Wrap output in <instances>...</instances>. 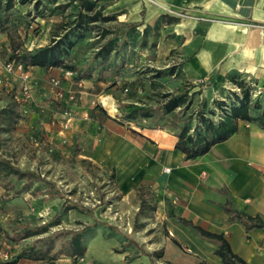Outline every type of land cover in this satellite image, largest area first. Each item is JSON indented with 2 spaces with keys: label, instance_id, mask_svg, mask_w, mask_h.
<instances>
[{
  "label": "crops",
  "instance_id": "1",
  "mask_svg": "<svg viewBox=\"0 0 264 264\" xmlns=\"http://www.w3.org/2000/svg\"><path fill=\"white\" fill-rule=\"evenodd\" d=\"M92 1L97 8L104 7V15L116 18L103 23L113 33L104 37L95 31L80 52L76 49L90 75L66 77L62 67H29L33 98L22 100L21 79L13 78L14 104L0 102V134L11 131L18 136H36L40 146L53 144L62 154L86 159L90 163L84 162L96 166L123 198L137 195L136 189L144 186L155 208L167 214L165 218L173 219L169 216L173 212L206 230L223 233L233 251L248 264H264V228L247 230L237 219L229 220L220 205L227 196L219 190L227 188L240 210L264 217V127L239 120L238 131L230 138L216 143L204 155L187 158L176 148L181 126L171 118L155 115L123 121L115 116L120 102L142 99L152 104L159 93H178L191 84H196L193 90L206 84L208 90H223L226 95L229 89H236L234 80L245 79L256 90L261 89L264 97V0ZM26 4L30 7L31 0L16 3ZM31 35L30 48L48 43V38ZM112 37L117 46L97 58L95 53ZM172 66L176 69L170 72ZM158 70L163 73L155 76ZM52 77H61V87L66 93H76V99H57ZM139 83H145L144 88H139ZM136 89L138 94L134 95ZM148 90L155 98L139 95ZM65 109L72 111L68 129L61 125ZM13 179L20 183H10ZM39 182L10 176L0 182V196L33 198V186ZM56 198L51 199L59 202ZM173 221L168 235L158 231L159 238L150 237V233L138 241L148 252L163 251L154 260L141 250L131 255L130 247L121 246L125 241L117 242V232L98 224L84 264H224L214 253L213 242ZM66 259L69 264L79 263L73 257ZM23 260L31 259L16 264Z\"/></svg>",
  "mask_w": 264,
  "mask_h": 264
},
{
  "label": "trees",
  "instance_id": "2",
  "mask_svg": "<svg viewBox=\"0 0 264 264\" xmlns=\"http://www.w3.org/2000/svg\"><path fill=\"white\" fill-rule=\"evenodd\" d=\"M27 1L29 0H19L20 3ZM77 1L79 5L75 18L70 23L63 21L61 31L52 32L47 44L30 48L24 43H15L12 39L9 60L22 63L26 69L31 66H41L45 69L62 67L75 70L81 76L90 75L89 71L82 67V62L75 49L79 42L87 39L92 32L96 31L104 37L113 33L114 31L104 27L103 23L116 17L114 15H104V7L101 5L97 8L96 1ZM36 6H39V3ZM15 7L16 0L0 2V29H4L6 20L4 13L11 12ZM61 8H64V6ZM7 16H9V19L11 18L10 15ZM38 24V15H36L30 21L27 29H32V31L36 32L37 28H39ZM136 26L137 24L133 25V27ZM117 43L115 37L108 39L95 53V56L98 58L108 55L117 46ZM175 69V66L169 68L170 72L175 71ZM162 73L163 70H158L155 76H160ZM234 83L236 89H229L224 97L213 99V108L210 111L204 109L203 106L205 105L201 109L193 106V97L197 91L193 90L196 84H191L187 89L178 93H159L158 99L152 104L142 99L137 100V102H120L118 106L120 119L123 121H136L155 115H165L171 118L181 126L176 148L184 152L187 158H195L204 155L216 143L225 141L235 134L239 129V120L255 122L264 127V97L261 95L263 93H258L254 85L245 79H236ZM135 86L137 87L138 85ZM135 86L134 88H136ZM133 94L137 95L138 90H134ZM0 130H3L2 127H0ZM84 161L87 160L85 159ZM10 176H16L18 179L25 178L28 182H33L34 180L45 182L54 191L53 197L63 198V203L54 217L41 225L24 223L19 219H9L4 223L0 222V232H3L5 236L17 244L30 237L39 236L33 241H26L20 247L14 246L12 250H9V259L5 264H16L21 259L39 260L43 261L44 264H58L57 260L61 255H67L79 260L81 257H85L88 242L95 233L96 225L100 224L111 231L120 232L119 227L116 225L109 221H101L95 215L93 208L79 201H74L68 195L60 192L41 173L33 169H23L0 152V182ZM219 190L227 196V201L220 205L227 213L229 220L237 219L245 225L247 230L256 227L264 228V217L261 214L250 215L240 210L235 206L231 193L227 188H220ZM136 194L140 200V212L144 213L150 193L146 187L140 186L136 189ZM153 208H155V205ZM70 210H76L77 214H87L93 217V221L86 223L78 220L77 223L82 224L81 227L66 228L43 235L52 226L60 224L63 217ZM169 216L189 227L199 236L213 242L216 245L214 253L221 258L224 264H248L243 257L233 251L230 242L223 233L206 230L192 220L177 216L173 212H170ZM59 237L64 239L60 247L56 249ZM135 243L137 242L135 241ZM141 251L151 258L153 257V260L154 256L160 257L163 255V251L148 252L143 247H141ZM198 264L209 263L200 261Z\"/></svg>",
  "mask_w": 264,
  "mask_h": 264
},
{
  "label": "rangeland",
  "instance_id": "3",
  "mask_svg": "<svg viewBox=\"0 0 264 264\" xmlns=\"http://www.w3.org/2000/svg\"><path fill=\"white\" fill-rule=\"evenodd\" d=\"M4 1L5 0H0V2ZM18 2L19 0H16V3ZM31 2L32 4L30 7H28L29 5L27 4L16 5L11 12L4 13L6 19L4 29H0V61L9 60L12 39L15 43H24L26 46H30L31 42L28 40L30 38L29 31H31L32 37L35 34H39V39L48 38L49 41L52 32L61 31V24L63 21H65V23H70L75 18L79 5L75 0H31ZM38 3L39 6H36ZM63 6L64 8H61ZM63 12H65V14H62ZM7 15H10L11 18L9 19ZM36 15H38L39 28H37L38 30L35 32L32 31V29L28 30L27 26ZM60 15L63 16V19ZM48 28L49 31L47 30ZM94 34H96V32H92V35ZM85 41L88 40L85 39L79 42L76 49H82L86 43ZM138 85L139 88H144L145 83H139ZM149 85L148 82L147 87H149ZM199 87L200 88L196 90L197 92L193 97V106L198 109L204 107V109L210 111V109L213 108V99L225 96L223 90H208L206 84H199ZM153 94L154 92L151 93L148 90V92H143L139 95L155 98ZM14 100L15 96L12 93L10 84L7 86L0 85V102L10 105L14 104ZM1 110L0 108V111ZM16 112L19 115L20 111L17 110ZM5 124L8 125L6 127L9 129L11 128L8 123ZM37 141L38 137L36 136L33 138L18 136L14 132L7 131L6 133L0 134V152L5 156H11L14 163L23 169H30L32 167L37 172L41 173L43 177L54 184L56 189L68 195L70 199L79 201L93 208L95 215L101 221H109L113 225L119 227L120 232H117V242L121 244L122 241H125V243L121 244L123 248L132 247V250L129 248L131 255L141 250L138 241H143L147 234L151 233L150 237L154 239L156 237L159 238L158 231H160L159 233H161L162 236L169 234V229L172 228L171 224L174 223L173 219L165 218L167 215L166 213L153 208L154 204L151 203L150 198L148 199L144 213H141L138 196L134 194L126 198L120 196L116 191H113L111 184H108V182L104 180V176L99 173L96 166L81 161L75 154L68 155L64 152V154H62L61 150L55 148L53 144L43 147L40 146L39 143L37 144ZM40 149L42 151L41 153L38 152ZM25 154L30 156L31 160H28V156L23 157ZM33 158H35V160ZM10 183L17 185V183L19 184L20 182L13 179ZM13 191L15 192L17 189ZM36 191L40 194L36 195ZM46 192L49 194L48 197L41 196ZM32 193L34 196L33 198L19 195L7 198L0 196L2 200L0 204V222L4 223L9 219H19L24 223L41 225L51 220L57 213H53L54 210L57 205L63 201V198L59 197L60 200L57 202V198L53 197L54 191L45 182L34 184ZM47 204L50 206L49 209L46 208ZM78 220L90 223L93 221V217L87 214H75V210H71L68 212V215L63 217L60 224L52 226L51 229L43 235H48L66 228L81 227L82 224L77 223ZM193 233L197 235L195 232ZM38 237L39 236L30 237L20 244H17L5 236L3 232H0V264H5L9 259L6 257L8 250H12L14 246L20 247L22 243L33 241ZM63 239V237L57 239L56 249L60 247ZM157 240L159 241L161 238ZM135 241L137 243H135ZM67 257L69 256L61 255L57 260L58 264H69L70 261L66 259ZM84 261L85 259H79L78 264H84ZM43 263L44 262L31 259L23 260L20 264Z\"/></svg>",
  "mask_w": 264,
  "mask_h": 264
},
{
  "label": "built area",
  "instance_id": "4",
  "mask_svg": "<svg viewBox=\"0 0 264 264\" xmlns=\"http://www.w3.org/2000/svg\"><path fill=\"white\" fill-rule=\"evenodd\" d=\"M178 15L184 16L182 12L177 13ZM31 35V31L28 32ZM64 75L66 77L74 76L77 74V71L72 69H64ZM18 77L21 79V94L22 100L25 102L32 100L33 98V84L30 72L24 67V65L15 60H6L0 61V85L7 86L12 83L13 78ZM62 79L61 77H52L51 85L54 88L55 97L57 99H63L67 97L69 101L76 99V93L69 92L66 93L65 90L61 87ZM128 90L127 88L125 89ZM258 93H262L261 89L258 90ZM25 112H28L25 109ZM115 116L120 118V111L118 108L115 109ZM72 111L65 109L63 112V117L61 120V125L63 129H68L71 126ZM2 200L0 199V204ZM191 251V249H189ZM80 260H84V257H81Z\"/></svg>",
  "mask_w": 264,
  "mask_h": 264
}]
</instances>
